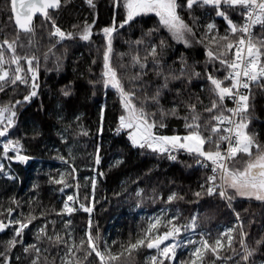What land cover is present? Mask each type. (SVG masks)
Returning <instances> with one entry per match:
<instances>
[{
  "label": "snow or ice",
  "instance_id": "obj_1",
  "mask_svg": "<svg viewBox=\"0 0 264 264\" xmlns=\"http://www.w3.org/2000/svg\"><path fill=\"white\" fill-rule=\"evenodd\" d=\"M8 2L7 19L14 23L18 31L14 39L5 35L0 40V93L14 95L21 86L24 91L20 93L21 99L0 101V137L4 138L3 157L26 164L33 157L25 153L19 138L10 139L9 136L18 123L19 109L40 94L41 61L46 71L59 72L66 51L57 55L54 51L57 45L69 40L91 41L96 19L91 23L85 20L82 27L74 24L72 27L76 31H67L58 25L54 16L64 0ZM85 3L93 10L97 7L95 0H85ZM112 7L111 22L99 29L104 50L99 77L88 81L93 88L92 95H95L97 85L105 95L109 88L115 90L121 106L115 132L117 135L125 132L132 147L165 155L172 161L177 160L179 153L185 152L194 158L197 165L208 169L209 174L198 189L191 192L193 200L189 202L199 204L205 197L218 199L232 210L236 224L213 236L202 224L199 213H193L182 221L178 209L172 212L170 207H164L158 214L147 218L144 226L135 234H130L126 241L112 240L109 244L100 236L99 224L95 222L94 226L91 215L97 202V176L103 177L105 172L99 171L97 175L85 178L90 181L91 191H86L81 197L80 183L75 175L77 168L69 160L70 157L74 161L75 157L69 151L68 157L58 154L57 158L69 164L70 171L59 173V178L50 177V182L61 185L59 191L63 192L64 188L73 186L70 180L75 181L77 194L68 195L56 215L71 216L80 210L87 213L83 235L76 237L69 229L71 219L63 221V229L57 230L56 221L47 219V210L35 197L25 202L26 212L21 202L12 197L8 206H0V233L8 229L12 232L9 239L0 241V264H21L22 256L28 259V264H92L93 261L97 264H136L135 256L141 250H154V254L145 257L144 264H264V231L258 237L251 236L248 228L254 220L250 219L246 227L241 213L234 207L237 198L264 203V141L258 138L254 127L250 128L254 119L250 111L252 88L256 86L264 90V0H112ZM200 9L225 21L223 33L214 19L201 23V17L195 15ZM117 10L122 16L119 22L116 20ZM229 11L239 12V19L234 20ZM37 14L50 24L47 34L51 46L42 57L35 52L20 54L17 49L23 45L19 32L34 36L33 21ZM149 14L158 18L157 25L135 40L126 41L129 51L116 54L121 61L120 69H136L130 75L125 71L122 76L113 64L114 40L125 26L132 28L139 22L138 18ZM160 29L166 30L170 39L183 45L185 51L174 52L168 41L158 36ZM196 45L203 46V61L190 60V52ZM34 46L37 45H33L30 39L29 47ZM170 52L174 59L169 63ZM126 56L129 58L127 65L124 63ZM49 59H53L54 69L47 67ZM150 72L158 83L144 79ZM201 79L208 85L207 105L199 95L190 91L193 81ZM149 88L153 89L150 95ZM59 91L63 97L74 95L72 82L63 85ZM138 92L143 94V98L138 96ZM165 94L173 96L170 108L161 104ZM105 107L100 106L98 135L103 133ZM181 107L186 113L183 116H180ZM157 112L160 122L156 119ZM202 112L208 113L203 120ZM169 115L184 120V135L157 134L158 128L166 127L163 119ZM57 119L63 121L64 117L58 113ZM74 122V128L69 122L60 132L65 144L68 143L65 133L69 129L78 136L89 135V130L81 123V116L76 115ZM39 134L34 131V136ZM10 152L12 155H9ZM100 153L101 148L97 144L94 153L96 166L101 164ZM122 162L117 159L110 167H117ZM5 167L4 163H0V173L9 179H16L5 172ZM37 187L33 185V188ZM137 195L142 197L143 189ZM185 195L171 191L166 198L160 195L159 199L170 206L174 201L184 200ZM149 199H157L155 192ZM18 208L21 211L13 216ZM40 218L44 221L35 226V242L25 244V229ZM185 233L187 235H183ZM194 235H198L199 239H193ZM52 249L55 254H52ZM181 249H185L187 255L178 259Z\"/></svg>",
  "mask_w": 264,
  "mask_h": 264
},
{
  "label": "trees",
  "instance_id": "obj_2",
  "mask_svg": "<svg viewBox=\"0 0 264 264\" xmlns=\"http://www.w3.org/2000/svg\"><path fill=\"white\" fill-rule=\"evenodd\" d=\"M96 9H91L85 0H64L59 11L54 13L58 25L67 31H76L73 25L83 26L87 20L89 23L96 19L93 27V37L91 41L69 40L57 45L54 50L57 55L66 51L62 68L59 72L52 70L46 71L43 60L41 61L40 70V94L33 98L30 104H25L19 109L18 123L12 130L10 139L19 138L24 145L25 153L33 159L26 164L14 162L13 167L19 176L17 179H9L0 173V206H8L10 198L15 197L21 202L23 211H27L25 203L30 198L35 197L39 204L47 210L48 220L56 221V229L62 230L63 221L71 219L72 230L76 237L83 235L86 227L88 214L82 210L73 213L71 216L66 214L57 216L58 212L71 193L77 194L75 181L70 183L72 187L64 188L63 192L59 191L61 185L50 182V177L59 178L62 167L65 166L70 171L69 164L57 158L59 155L68 157L69 151L75 157L74 162L77 168L76 178L80 183L79 195L82 197L86 191H91L90 181L86 177L97 175L99 171L105 172V176H97V187L95 190V209L91 214L95 222L99 224L100 236L110 244L112 240L118 242L126 241L130 234H135L140 227L144 226L147 221V214L155 213L161 208L170 207L172 212L177 209L181 215L182 221L189 218L193 213L200 214V220L208 231L215 236L218 231L226 225L233 226L236 224L235 216L232 210L226 208L224 204L215 198L202 199L199 204L190 203L193 200L191 192L198 189L199 184L203 183L208 169L195 166V160L190 154H180L176 161L171 162L165 155H158L148 151H143L131 146L125 132L116 134L118 116L121 112L118 95L115 90L109 88L105 95L104 90L99 85L95 88V95H92L93 88L88 83L89 80H95L99 77L102 67L103 45L102 33L99 29L108 25L113 16L112 0H95ZM8 0H0V40L5 35L9 39H14L18 29L14 23L7 19L9 14ZM51 11V10H50ZM95 13V16H94ZM195 15L201 17V23L208 19H214L220 32L225 29V21L222 18L215 17L213 13L203 9L197 10ZM229 15L234 19H239V12L229 11ZM187 18V17H186ZM122 19L117 10V22ZM139 22L134 27L121 29V35L114 40L113 64L117 66L118 71L123 76L125 71L132 74L136 69H120V59L116 55L119 52L129 51V44L126 41H133L141 34L157 25L158 18L154 14H149L138 18ZM43 25V27H42ZM35 35L29 36L23 31L19 32L20 43L23 47L18 48L20 54L35 52L41 56L51 46L48 39V30L50 24L42 16L34 20ZM257 31L259 28L257 27ZM158 36H163L172 46L174 52H184L183 45L173 42L166 30L160 29ZM32 40L34 47H29V40ZM134 51L135 49H131ZM143 56V49L140 50ZM7 55V53H6ZM204 60V49L201 45H196L190 52V60ZM128 57L124 58L127 65ZM174 59L172 52L168 55V62ZM95 60L93 64L92 61ZM48 68L54 69L53 59L47 62ZM90 69V70H89ZM222 75V73H217ZM145 80H151L153 84L159 81L150 72L144 77ZM72 82L74 95L63 97L59 89ZM127 85V79L125 77ZM204 85L201 87V85ZM149 88L148 94L152 92ZM24 91L23 86L16 94L9 93L5 95L0 93V101L8 99H21L20 93ZM191 92L199 95L208 104V85L204 81H193ZM143 98L142 93H137ZM172 95L165 94L161 104L165 108L171 107ZM254 119L250 128L255 129L259 134L258 138L264 141V90L254 86L252 96L250 97ZM42 105V107H41ZM101 105H106L105 116L103 121V133L97 134L99 127V110ZM231 106V103L228 104ZM198 110L200 105H197ZM150 110H153L150 108ZM64 117L63 121L57 119V114ZM183 107L180 108V116L185 115ZM81 116V123L84 128L89 130V135L78 136L69 129L66 132L68 143L65 144L61 139L60 132L66 123L72 122L75 127L74 117ZM202 120L208 117V113H201ZM156 119L160 122L159 112ZM166 124L165 128H158L157 134L184 135L186 129L184 120L179 117L166 116L163 119ZM34 131L40 134L34 136ZM101 148V164L94 165V153L96 145ZM2 146L0 145V160H2ZM121 159L123 162L117 167H110L115 160ZM137 177L139 180L137 181ZM133 181H136L133 183ZM38 185L33 188V185ZM87 185V187H86ZM143 189V196H138L139 190ZM171 191H176L185 195L182 201H174L172 205L166 206L159 199L160 195L165 198ZM119 192L117 196L115 193ZM157 195L155 201L149 199L153 193ZM139 205V206H137ZM236 211L241 213V219L246 227L250 219L254 220L248 230L251 236L258 237L261 231H264V203L246 198H237L234 201ZM21 209L13 213L16 216ZM205 217L210 219L205 220ZM44 218L33 222L28 229H25V244L34 243L35 226L43 223ZM51 229V225H49ZM12 235L11 229L0 236V241H6ZM55 254V250H51ZM153 253V250H141L135 256L136 264H144L146 256ZM17 255L21 253L17 252ZM187 255L186 250L178 252V259ZM91 259V258H90ZM21 264H28V259L22 256ZM92 264H97L93 261Z\"/></svg>",
  "mask_w": 264,
  "mask_h": 264
},
{
  "label": "rangeland",
  "instance_id": "obj_3",
  "mask_svg": "<svg viewBox=\"0 0 264 264\" xmlns=\"http://www.w3.org/2000/svg\"><path fill=\"white\" fill-rule=\"evenodd\" d=\"M65 135H66V133H65ZM9 138H10V136H9ZM3 142H4V138H3V137H0V143H1V145L3 144ZM2 155H3V154H2ZM9 155H12L11 152L9 153ZM30 160H31V159H30ZM30 160H29V161H30ZM29 161H28V162H29ZM13 162H18V161H9V160L5 159L4 157L2 158V160H0V163H4L5 166H6V167H5V172L10 173L12 176L16 177L17 174H16L15 169H14V167H13V165H12ZM67 171H68V169H67L65 166H63L61 172H67ZM1 175H4V174L1 173ZM4 176H6V175H4ZM6 177H8V176H6ZM69 195H74V194L70 192ZM69 203H72V202H69ZM159 212H160V210L157 211V212H155V213L147 214V218H149V217H151V216H153V215H155V214H158ZM66 215H67V214H66ZM226 227H231V226H228V225L224 226V227L222 228V231H223ZM197 231H199V229H198ZM192 238H193V239H199L198 235H197V236L194 235V236H192ZM166 243H167V242H166ZM184 250H185V249H184Z\"/></svg>",
  "mask_w": 264,
  "mask_h": 264
},
{
  "label": "water",
  "instance_id": "obj_4",
  "mask_svg": "<svg viewBox=\"0 0 264 264\" xmlns=\"http://www.w3.org/2000/svg\"><path fill=\"white\" fill-rule=\"evenodd\" d=\"M38 16H41V15H39V14H37V16L36 17H34V20H35V18H37ZM33 23H34V21H33ZM8 230H5V232L4 233H6ZM4 233H0V236L2 235V234H4Z\"/></svg>",
  "mask_w": 264,
  "mask_h": 264
},
{
  "label": "built area",
  "instance_id": "obj_5",
  "mask_svg": "<svg viewBox=\"0 0 264 264\" xmlns=\"http://www.w3.org/2000/svg\"><path fill=\"white\" fill-rule=\"evenodd\" d=\"M231 106H232V105H231ZM179 154H180V153H179ZM179 154H178V155H179ZM169 160H170V159H169ZM170 161L173 162L172 160H170ZM196 166H199V165L196 164ZM183 235H187V233H185V234H183ZM196 236H197V235H196Z\"/></svg>",
  "mask_w": 264,
  "mask_h": 264
}]
</instances>
